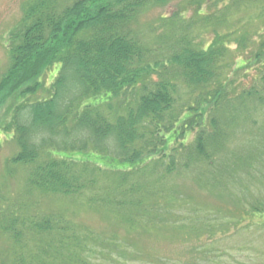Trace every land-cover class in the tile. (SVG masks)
<instances>
[{
    "label": "rangeland",
    "instance_id": "rangeland-1",
    "mask_svg": "<svg viewBox=\"0 0 264 264\" xmlns=\"http://www.w3.org/2000/svg\"><path fill=\"white\" fill-rule=\"evenodd\" d=\"M34 1L0 0V83L11 65V35ZM73 1L58 3L63 8ZM198 1H151L135 18L138 39L161 60L173 53L180 36L204 42L212 38V27L224 32L227 26L215 24L217 17L197 16L200 8L213 12ZM223 15L235 25L249 12L235 7ZM235 49L222 71L228 100L219 107L200 104L201 113L209 112L208 158L198 153L193 132L168 148L177 150L172 171L168 157L151 158L134 171L100 160L103 167L90 173L94 183L75 195L43 193L29 182L33 166L13 163L20 151L11 128L16 103L3 97L0 264H264V85L258 68L242 65ZM56 71L52 66L45 72L31 102L50 97ZM174 71L168 68L163 77L177 82L175 111L183 115L200 90L175 79ZM45 220L52 229H35Z\"/></svg>",
    "mask_w": 264,
    "mask_h": 264
},
{
    "label": "trees",
    "instance_id": "trees-1",
    "mask_svg": "<svg viewBox=\"0 0 264 264\" xmlns=\"http://www.w3.org/2000/svg\"><path fill=\"white\" fill-rule=\"evenodd\" d=\"M151 1L166 2L74 0L60 8L58 0H35L26 8L9 41L11 65L0 83V100L16 103L11 128L20 151L12 161L33 166L29 182L43 193L79 194L94 183L90 173L103 167L102 160L118 171H134L151 158L168 157L170 172L177 150L168 148L193 132L198 153L208 158L209 112L201 113L200 104L219 107L228 100L222 71L233 45L242 65L258 68L264 85V0H201L213 12L200 8L197 16L217 17L215 24H225V31L212 27V38L204 42L180 36L161 60L133 29ZM235 7L249 16L233 25L223 13ZM252 24L258 26L251 31ZM52 66L57 71L50 97L31 102ZM170 67L175 79L200 90L183 115L175 111L177 82L163 77ZM34 226L53 227L49 220Z\"/></svg>",
    "mask_w": 264,
    "mask_h": 264
}]
</instances>
